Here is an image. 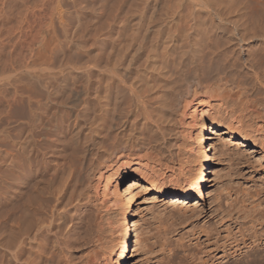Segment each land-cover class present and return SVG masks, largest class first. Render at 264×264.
Here are the masks:
<instances>
[{"label": "rangeland", "instance_id": "1", "mask_svg": "<svg viewBox=\"0 0 264 264\" xmlns=\"http://www.w3.org/2000/svg\"><path fill=\"white\" fill-rule=\"evenodd\" d=\"M196 1L0 0V264L19 263L10 259L9 247L12 222L23 216L38 225L29 226V236H17L24 249L15 244L17 255L29 264H108L118 212L103 199L102 183L91 201L70 205L57 216L56 163L75 117L87 128L102 112L96 97L104 88L101 73L110 46L113 51L131 43L133 53L150 41L200 35L189 25L190 19H200ZM73 96L79 98L76 104ZM183 128L187 138L189 127ZM221 134H211L216 160L202 197L135 190L138 226L131 264H187L188 253L200 249L209 252L210 264L242 261L241 252L226 258L229 252L216 245L235 237L241 226L250 227L248 218H238L264 202V150L236 145ZM192 141L182 146L176 163L163 162L156 171L189 174L196 155V145L188 147ZM262 210L264 203L258 207Z\"/></svg>", "mask_w": 264, "mask_h": 264}, {"label": "bare ground", "instance_id": "2", "mask_svg": "<svg viewBox=\"0 0 264 264\" xmlns=\"http://www.w3.org/2000/svg\"><path fill=\"white\" fill-rule=\"evenodd\" d=\"M198 2L200 19L188 23L191 31H200L198 37L192 36L195 39L167 37L164 42L143 43L133 53L131 43L127 49H119L123 42L118 46L116 41L118 51L110 46L101 73L104 88L96 97L103 105L102 112L87 128L75 117L63 156L56 163L57 216L70 205L91 201L94 189L102 183L103 199L118 212L117 236L106 251L108 264H131L138 226L136 189L164 196L202 197L216 160L211 134L222 132L236 145L264 150V137H257L264 132V0ZM194 14L193 10L190 17ZM78 99L73 96V104ZM186 117L191 123L184 121ZM185 124L189 127L187 138L182 131ZM87 129L88 137H84ZM188 140H193L188 147L196 145L189 174H161L160 165L176 163ZM107 169L110 171L104 177ZM258 207H250L238 218H248L250 227L241 226L243 230L235 237L216 245L229 252L226 258L241 252L242 261L235 264H264V210L258 211ZM26 218L12 222L10 259L18 264H29L15 251L18 242L19 249H24L18 237L29 236L31 224ZM43 225L37 229L41 231ZM210 257L200 249L189 252L185 262L210 264Z\"/></svg>", "mask_w": 264, "mask_h": 264}]
</instances>
